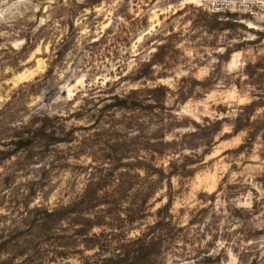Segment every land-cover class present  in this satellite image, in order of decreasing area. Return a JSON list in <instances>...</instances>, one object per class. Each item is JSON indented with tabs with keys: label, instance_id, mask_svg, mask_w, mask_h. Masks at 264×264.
Segmentation results:
<instances>
[{
	"label": "rangeland",
	"instance_id": "obj_1",
	"mask_svg": "<svg viewBox=\"0 0 264 264\" xmlns=\"http://www.w3.org/2000/svg\"><path fill=\"white\" fill-rule=\"evenodd\" d=\"M0 264H264V12L0 0Z\"/></svg>",
	"mask_w": 264,
	"mask_h": 264
},
{
	"label": "built area",
	"instance_id": "obj_2",
	"mask_svg": "<svg viewBox=\"0 0 264 264\" xmlns=\"http://www.w3.org/2000/svg\"><path fill=\"white\" fill-rule=\"evenodd\" d=\"M208 12L254 17L264 12V0H194Z\"/></svg>",
	"mask_w": 264,
	"mask_h": 264
},
{
	"label": "trees",
	"instance_id": "obj_3",
	"mask_svg": "<svg viewBox=\"0 0 264 264\" xmlns=\"http://www.w3.org/2000/svg\"><path fill=\"white\" fill-rule=\"evenodd\" d=\"M229 15H231V16H236V15H232V14H229Z\"/></svg>",
	"mask_w": 264,
	"mask_h": 264
}]
</instances>
